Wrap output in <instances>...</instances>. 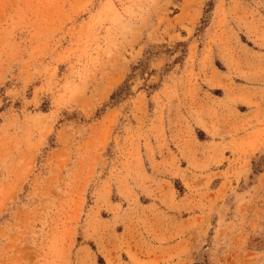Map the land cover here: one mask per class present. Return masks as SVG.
<instances>
[{
	"label": "rangeland",
	"instance_id": "obj_1",
	"mask_svg": "<svg viewBox=\"0 0 264 264\" xmlns=\"http://www.w3.org/2000/svg\"><path fill=\"white\" fill-rule=\"evenodd\" d=\"M0 264H264V0H0Z\"/></svg>",
	"mask_w": 264,
	"mask_h": 264
}]
</instances>
